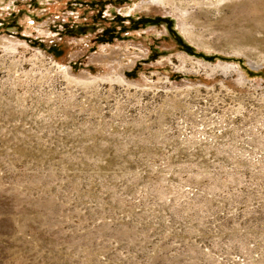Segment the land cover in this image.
I'll return each mask as SVG.
<instances>
[{
  "label": "rangeland",
  "instance_id": "374dc122",
  "mask_svg": "<svg viewBox=\"0 0 264 264\" xmlns=\"http://www.w3.org/2000/svg\"><path fill=\"white\" fill-rule=\"evenodd\" d=\"M0 264H264V0H0Z\"/></svg>",
  "mask_w": 264,
  "mask_h": 264
},
{
  "label": "trees",
  "instance_id": "16d2710c",
  "mask_svg": "<svg viewBox=\"0 0 264 264\" xmlns=\"http://www.w3.org/2000/svg\"><path fill=\"white\" fill-rule=\"evenodd\" d=\"M148 21L149 19L148 18H145V17H141V18H138V19H132V20H130V26H129V28L131 27V28H135L136 26H138V24L139 23H141V24H143L142 22H145V21ZM120 26V25H119ZM81 27H82V25H79L78 26V30L79 29H81ZM128 29V28H127ZM122 30H124V28H122ZM104 33H103V35L104 36H106L108 33L110 34V35H108L107 37H110L111 36V34H113V32H111V30H107V28H105V30L103 31ZM108 32V33H107ZM117 33V32H116ZM102 35V36H103ZM179 43H180V45L182 46V45H184L180 40H179ZM187 47V46H186ZM185 47V48H186ZM184 48V47H183ZM188 49V48H187Z\"/></svg>",
  "mask_w": 264,
  "mask_h": 264
}]
</instances>
